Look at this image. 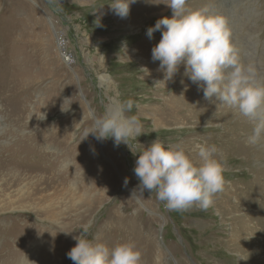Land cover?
<instances>
[{"label":"rangeland","instance_id":"374dc122","mask_svg":"<svg viewBox=\"0 0 264 264\" xmlns=\"http://www.w3.org/2000/svg\"><path fill=\"white\" fill-rule=\"evenodd\" d=\"M162 1L136 0L121 18L110 6L113 0H0V150L19 141L18 161L5 160L13 164L9 167L0 163V264L9 248V257L22 256L18 264H73L66 255L76 244L72 237L89 222V239L110 249L134 244L142 253L141 264H156L157 257L160 264H264L263 239L257 238V243L263 241V254L246 235L235 243L240 250L233 246V219L245 211L231 214L220 205L221 196L208 209L194 205L178 211L154 191L138 189L134 154L155 139L197 151V144H205L199 131L212 128L208 135H223L233 126L244 128L237 132L243 142L225 150L223 157L219 153L225 185L258 183L264 189V139L248 143L254 121L235 109L217 106L202 93L198 101L214 107L202 117L179 113L172 125L160 127L151 115L137 117L163 94L173 95L190 82L183 65L165 88L155 86L150 72L141 71L152 58L148 43L141 44L147 28L172 14L168 8L155 9ZM196 1L188 0L186 11L223 16L241 70L250 69L252 82L264 86L263 0L260 12L257 0L237 5ZM232 6L239 15H248L234 17ZM155 37L160 41L161 32ZM65 98L72 101L68 111L61 110ZM129 99L134 103L125 115L143 125L129 146L98 141L93 134L85 138L93 114L101 117L112 100ZM43 113L46 118H38ZM261 223L264 229V213L253 224Z\"/></svg>","mask_w":264,"mask_h":264},{"label":"clouds","instance_id":"9594fccd","mask_svg":"<svg viewBox=\"0 0 264 264\" xmlns=\"http://www.w3.org/2000/svg\"><path fill=\"white\" fill-rule=\"evenodd\" d=\"M135 2L113 0L110 6L115 15L125 18ZM187 2L168 0L164 4L171 9V16L159 18L146 30L149 39H153L157 31L161 32V39L152 48L151 55L153 62L159 61L158 70L164 73V81H157L155 86L171 80L183 65L185 75L202 88L205 100L217 106H229L254 121L247 140L256 145L264 139V86L252 82L250 69L248 72L241 70L226 19L200 10L186 11ZM141 71L150 74L147 68ZM133 103L131 99L114 100L103 116L93 114L94 123L86 130L85 138L93 134L98 141L112 139L114 146L121 143L129 146V139L139 135L142 128L135 116L125 115ZM71 104V98H65L61 110L68 111ZM38 118L45 119L46 114ZM195 147L199 164L183 147L165 145L158 138L138 155L134 154L133 172L139 181L138 189L154 191L172 210L184 211L194 205L210 208L214 196L224 190V167L214 158L218 151L215 145L197 144ZM128 183L125 178V186ZM90 228L91 222L82 226L79 235L72 237L76 244L66 255L73 264H141L142 253L134 244L122 243L110 249L88 238ZM156 264H160L159 257Z\"/></svg>","mask_w":264,"mask_h":264},{"label":"bare ground","instance_id":"6f19581e","mask_svg":"<svg viewBox=\"0 0 264 264\" xmlns=\"http://www.w3.org/2000/svg\"><path fill=\"white\" fill-rule=\"evenodd\" d=\"M228 1L229 2L234 1L236 3V2H241L243 0H238V1L237 0H228ZM167 2H168V0L158 2V6H155V9L157 8L159 10H162L164 8H168V11H171V9L166 4H164ZM258 2H259V0L256 1V5H257L256 10L258 12H260V11H262V7L264 6V0L261 2L262 7L259 5ZM194 3H197L196 5H199V3L197 1ZM231 4H234V3L231 2ZM236 5H237V3H236ZM146 8H150V7L148 5H146ZM146 8L141 6L142 10H145ZM216 11H218V10H216ZM231 11H232L231 12L232 15L236 18H239L238 16L243 17L245 15L246 16L248 15L247 13L239 15L238 14L239 12L237 10L235 12V6L234 7L232 6ZM164 13L165 12L161 13V15ZM223 13H227V11L225 10ZM212 14H214V13L212 12ZM241 24H243V23H241ZM145 42H147L148 43L147 45L149 46V50L147 52H149L151 54L152 48L156 44L159 43V40H156V37L153 39H149L148 37L145 36L142 39L141 44H144L143 46H145L146 45ZM141 44H139V46ZM137 51H139V49ZM65 56L68 57V55H65ZM143 62H145V61H143ZM146 63L148 64L147 67H148V70L151 73V75L155 76L154 77L155 81L156 80L157 81H164V73L162 71L158 70L159 61L153 62V60L151 58L150 61H146ZM103 80L104 79L102 78V81ZM166 85H167V81L161 83V88H165ZM195 85L196 84L192 83L190 80V82L188 84L186 83V85H183L181 87V89H183V90L180 89L181 92L179 89H177V90H175L173 95L167 96V95L163 94L162 96H160L161 100L156 106H152V107L148 106L146 108H143L140 115L137 117L139 119H142L145 116L151 115L152 117H148V118H152V122H154L155 126L160 127V126H165V123H166V125L169 123H170V125H172L173 124L172 118H175V120H177L176 118L179 117V115H178L179 113L189 114V116H191L192 118H196V117L198 118V117H202L203 115H206L208 112L212 111L214 109V107H210L207 104L202 105L201 102L198 101V98L202 95L203 91L201 90V88H197ZM113 101L114 100H112V103H113ZM142 127H143V125H142ZM243 129L244 128L242 127L241 129L239 128V130H238L235 126H233V127H230V129L227 128L226 133L223 135H219L217 133L208 135L209 132L213 131L212 128L207 129V130H201V131H199L200 135H199L198 139L201 140V138H202L201 142H205L206 145H215L216 148L218 149V151L215 154L214 158L219 160V158L221 157V154H219V153H222L223 154L222 157H223L224 156L223 152L225 150L232 149V148H235L236 146L242 145L243 141L240 139V135L237 132L240 130H241V132H243ZM18 143H19V141H17L16 145L11 147V148H6V149L0 150L1 151L0 152V163H2V162H3L2 164L7 163L6 166L9 167V166H12L13 164H10V162L9 163L4 162L5 160L8 159L11 161L12 159H14L15 161H18L17 157H15V155L17 154L16 147H17ZM181 146H183L184 150L193 159V161L195 163L199 164V157L197 155L198 150L195 151V149L189 148L188 144H182ZM17 165H21V164L17 163ZM239 185H240V183L225 185L222 193L221 194L217 193L214 196V198H218L221 196L220 205L224 206L226 208V210L228 212H230L231 214L238 215L239 213L241 214V212L245 211V213L242 215L241 218L234 217V219H233L234 223L232 226V233H231L232 239H231V241L233 242L232 244L236 248V250H240V247H238L236 245V244H238V242L240 240V236L246 235V236H248L247 240L251 244V246L256 248L257 251L261 252V254H263L262 248L260 247L261 246L260 243H262L263 241L260 243H257V241L259 240L257 238L264 240V229H263L262 223H261L262 228L259 226V224H253V223L255 222L256 219L262 218L263 213H264V189L259 188L258 183L255 185L249 184V185H246L244 187H239ZM10 210L14 211L15 209H10ZM240 224H242L243 226H241ZM255 226H258V227H255ZM9 253H10V248L6 251V256H8V258H6L4 260L5 262L2 264H18L21 261L22 256L15 257L16 255H14V256L10 255V257H9ZM259 255H260V253H259ZM263 262H264V259L262 260V263ZM259 264H261V262Z\"/></svg>","mask_w":264,"mask_h":264}]
</instances>
